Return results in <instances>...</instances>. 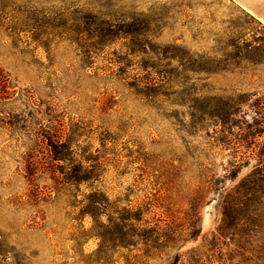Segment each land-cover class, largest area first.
Here are the masks:
<instances>
[{"label":"rangeland","instance_id":"374dc122","mask_svg":"<svg viewBox=\"0 0 264 264\" xmlns=\"http://www.w3.org/2000/svg\"><path fill=\"white\" fill-rule=\"evenodd\" d=\"M256 100L264 24L235 0H0V264H93L101 196L177 229L151 264H264Z\"/></svg>","mask_w":264,"mask_h":264},{"label":"trees","instance_id":"16d2710c","mask_svg":"<svg viewBox=\"0 0 264 264\" xmlns=\"http://www.w3.org/2000/svg\"><path fill=\"white\" fill-rule=\"evenodd\" d=\"M95 15L106 17L109 13L98 11ZM95 20L100 19L95 16ZM124 34L126 33L124 32ZM127 35L131 34L127 33ZM213 100H215V98H213ZM216 100L218 102V99ZM253 106L256 108V115L253 118V125L249 124L252 128L254 127L256 131L255 127L264 128V103L256 100ZM217 108H219V111L215 114L218 118L216 124L218 125V123H221L222 127L220 126L221 129L216 133L226 136L227 134H233L230 131V125H233L232 118L238 110L236 104H229L227 102L218 103ZM204 120L205 119L202 117V121ZM187 133H190V131ZM230 135L226 138L227 141L229 140L227 145L231 142ZM247 157L246 153H241V155L234 157L235 160L231 161L230 170L228 171L231 174L229 177L230 179H233L237 175L239 169L245 165V158ZM253 176L254 175L248 176V178L241 183L242 187L244 186L245 192L240 195L242 199H244L243 203L240 204L243 206L242 209L254 205L256 201V198L252 194H248V191L252 190V180L256 181L252 192L255 191L257 180H259L253 178ZM258 176L264 180V175L259 174ZM247 195L249 196L246 197ZM231 205L233 207V203H231ZM132 211L133 212L125 207L111 204L107 199H103L102 196L88 204L87 208L84 209V213L91 215L93 218V226L90 231L86 233V236L91 235L99 239L98 248L94 254L88 256V261L93 264H115L121 259L123 261L122 264H151V260L155 258L162 259V253L166 250L178 247L180 237H176L177 229L173 228L172 224L169 222L161 224L163 221H157L153 225L151 221H143V210L141 208ZM104 216L107 217V221H100ZM233 216L234 215H232L231 219H233ZM189 228L191 229L190 238H195L201 231V226L198 221H193ZM79 244L80 243H78V245ZM123 250L126 251V255L123 253ZM88 257H86V259ZM179 259L180 254L176 253L173 257H167L166 261L167 264H177ZM81 261L84 262L83 260Z\"/></svg>","mask_w":264,"mask_h":264},{"label":"crops","instance_id":"0c3cea01","mask_svg":"<svg viewBox=\"0 0 264 264\" xmlns=\"http://www.w3.org/2000/svg\"><path fill=\"white\" fill-rule=\"evenodd\" d=\"M235 2L264 24V0H235Z\"/></svg>","mask_w":264,"mask_h":264}]
</instances>
